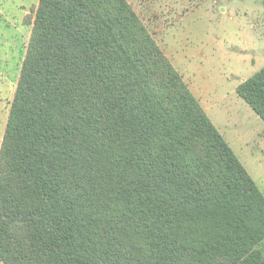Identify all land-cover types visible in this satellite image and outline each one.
Listing matches in <instances>:
<instances>
[{
    "label": "trees",
    "instance_id": "trees-1",
    "mask_svg": "<svg viewBox=\"0 0 264 264\" xmlns=\"http://www.w3.org/2000/svg\"><path fill=\"white\" fill-rule=\"evenodd\" d=\"M237 94L264 122V69ZM132 220L145 255L116 249ZM263 243V194L127 0H41L0 163V261L264 264Z\"/></svg>",
    "mask_w": 264,
    "mask_h": 264
},
{
    "label": "rangeland",
    "instance_id": "rangeland-1",
    "mask_svg": "<svg viewBox=\"0 0 264 264\" xmlns=\"http://www.w3.org/2000/svg\"><path fill=\"white\" fill-rule=\"evenodd\" d=\"M40 1L0 0V163ZM127 2L264 196V122L237 94L239 85L264 69V0ZM164 81L166 93L176 92ZM109 207L101 204L103 235L117 217ZM130 224L126 247L116 249L131 254L138 249L145 255L147 235L135 229L134 220ZM202 227L201 232H209ZM258 250L264 254V243Z\"/></svg>",
    "mask_w": 264,
    "mask_h": 264
}]
</instances>
